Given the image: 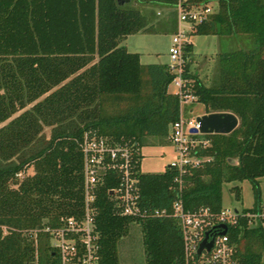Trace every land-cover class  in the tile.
<instances>
[{
	"label": "trees",
	"instance_id": "16d2710c",
	"mask_svg": "<svg viewBox=\"0 0 264 264\" xmlns=\"http://www.w3.org/2000/svg\"><path fill=\"white\" fill-rule=\"evenodd\" d=\"M177 0H0V264H59L43 227L78 217L83 208L84 132L110 143H135L139 204L170 212L173 167L142 172L139 147L151 138L167 141L178 116V97L167 91L166 65L141 66L138 53L119 42L136 32L176 30V11L156 18L153 7L175 9ZM213 3L192 34L246 39V46L218 54L211 82L188 71L186 88L204 113L226 111L237 118L228 133L200 134L204 157L180 175L185 209L221 207L224 183L249 182L253 202L242 213L264 212L258 178L264 177V0H185ZM188 32V33H189ZM191 44L183 45L188 57ZM49 127L48 136L41 134ZM32 172L16 178L27 167ZM106 175L94 188L98 264H118L116 243L131 223L139 227L143 264H181L178 222L167 216L119 215ZM228 191L240 199V188ZM238 264H264V218L240 216L228 228Z\"/></svg>",
	"mask_w": 264,
	"mask_h": 264
},
{
	"label": "built area",
	"instance_id": "2783aa9c",
	"mask_svg": "<svg viewBox=\"0 0 264 264\" xmlns=\"http://www.w3.org/2000/svg\"><path fill=\"white\" fill-rule=\"evenodd\" d=\"M185 0H177L176 30L171 35L167 48L168 63L166 67L172 74L173 93L178 97V116L170 125L167 140L172 148L173 159L166 165L173 167L176 175L172 178L174 198L170 212L165 209H152L139 204L138 179L135 143H110L106 137L84 132L79 142L82 155L83 208L78 217L67 216L60 219L57 227H43L47 231L48 245L59 259V264H98V233L95 229V207L93 205L96 184L106 175L113 176L115 184L110 188V197L119 215L132 218L151 216H167L174 218L179 225L182 241L181 264H238L234 257V245L229 239L228 228L234 226L237 218L246 217L247 222H255L264 218V212L242 213L234 208L220 207L218 211L208 206L185 209L180 198V175L187 167H194L204 157L198 155V148L208 145V139L199 137L200 133L192 132L197 128L195 116H185L183 106L195 102V96L186 88V80L182 76L186 58L183 45L187 42V34L192 26L202 22L211 11L210 4L204 6L187 5ZM221 225L225 226L222 233ZM205 237L210 242L208 249H196ZM32 264H37L34 259Z\"/></svg>",
	"mask_w": 264,
	"mask_h": 264
},
{
	"label": "rangeland",
	"instance_id": "374dc122",
	"mask_svg": "<svg viewBox=\"0 0 264 264\" xmlns=\"http://www.w3.org/2000/svg\"><path fill=\"white\" fill-rule=\"evenodd\" d=\"M156 18H166L169 12H175L174 8L169 7H153ZM170 32L157 33H142L136 32L126 35L120 42L128 51L137 52L139 63L145 66L149 63H167L168 54L167 48L170 44ZM193 40V38H192ZM201 38H196L198 45H202ZM246 39L240 36L235 42L233 38L227 37L222 43L223 50H234L237 46L245 47ZM226 43V45H225ZM208 72L204 73L207 78ZM169 91H173L172 83L167 85ZM194 108L191 112L194 113L202 110L200 103H194ZM49 133V127L43 126L41 134L46 138ZM139 168L142 172H161L166 164L173 159L172 148L168 140L164 143H156L155 140L147 138L145 143L139 147ZM31 167H27L24 172L17 174L16 178H21L23 174L31 173ZM237 184L240 188V199H234L232 193L228 191L230 185ZM260 201L264 200V177L258 178ZM221 206L226 208H234L240 210L241 208H248L252 205L253 195L250 184L246 180L236 183H224L221 188ZM116 253L118 264H143V249L141 244V234L138 225L131 223L128 227L126 235L120 237L116 243Z\"/></svg>",
	"mask_w": 264,
	"mask_h": 264
},
{
	"label": "crops",
	"instance_id": "0c3cea01",
	"mask_svg": "<svg viewBox=\"0 0 264 264\" xmlns=\"http://www.w3.org/2000/svg\"><path fill=\"white\" fill-rule=\"evenodd\" d=\"M210 6H213V3H211ZM176 26H177V22H176ZM172 34L173 32L170 33V36ZM196 38L202 39L201 40L202 45L199 46L197 41H194V39L196 40ZM226 39H227L226 36H217V35H212V34L200 35V34H192L191 32L187 34V42L191 44L190 54L188 57H186V61L188 63V71L190 73L196 74L197 77L200 79V81L204 85H208L212 80V77L215 73L218 54L221 51H223L222 43H224ZM167 63H163V64L166 65ZM156 64H160V63L156 62ZM206 72H208L207 78L204 76V73ZM167 91L173 93L174 90L169 91L167 89ZM194 103H198V102L195 101V102H192V103H189L183 106V109H182L183 115L192 116L191 112L194 108L193 106ZM202 113H204L203 107H202V110L194 113L193 116L200 115ZM260 202L261 204L264 205V200H261Z\"/></svg>",
	"mask_w": 264,
	"mask_h": 264
},
{
	"label": "water",
	"instance_id": "95a60500",
	"mask_svg": "<svg viewBox=\"0 0 264 264\" xmlns=\"http://www.w3.org/2000/svg\"><path fill=\"white\" fill-rule=\"evenodd\" d=\"M128 1V0H123ZM195 121L198 124V127L191 128L192 132H198L200 134L208 133H221L226 134L230 132L237 124V118L231 112L218 111V112H208L202 113L195 116ZM222 233L225 231V226L221 225ZM210 242H205V237L200 241L196 254L199 253L201 248L208 249Z\"/></svg>",
	"mask_w": 264,
	"mask_h": 264
}]
</instances>
